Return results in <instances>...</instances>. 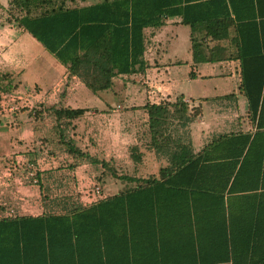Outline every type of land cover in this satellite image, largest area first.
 I'll return each instance as SVG.
<instances>
[{
	"label": "crops",
	"instance_id": "crops-1",
	"mask_svg": "<svg viewBox=\"0 0 264 264\" xmlns=\"http://www.w3.org/2000/svg\"><path fill=\"white\" fill-rule=\"evenodd\" d=\"M101 1L76 0L80 6ZM8 8L9 0H0V92L16 93L23 100L15 112L0 104V220L62 214L136 186L119 178L120 171L116 177L89 161L57 167L55 154L65 146L48 107L87 109L70 130L80 149L118 163L123 148L137 145L142 158L128 176L159 178V169L168 166V159L148 148L143 106L182 97L200 108L189 129L193 156L200 157L203 168L193 170L192 189L182 186L188 175H161L162 181L171 177L172 184L160 189L162 211L169 214L161 222L164 262L179 264L193 256L203 258L205 264H221L216 259L224 256V264L264 261V104L262 125L257 127V120L248 112V100L239 91V60L227 39H204V55L211 60L194 62L191 28L178 16L168 17L160 27L144 30L143 73L119 75L111 88L89 93L81 79L69 76L40 42L5 21ZM230 32L233 35L232 29ZM193 33L201 36L203 32ZM257 34L259 45L264 26L258 27ZM218 50L227 56L217 58ZM42 57L47 65L55 60L53 77L46 76L48 72L30 73L32 66L42 65L38 64ZM86 134L89 137L84 143L82 135ZM63 158L79 160L70 154ZM97 176L103 177L102 185L96 182ZM94 186L100 187L98 197ZM187 203L194 211L190 218L184 216ZM140 224L151 225L149 221ZM191 231L194 238L198 235V248L183 246Z\"/></svg>",
	"mask_w": 264,
	"mask_h": 264
},
{
	"label": "trees",
	"instance_id": "trees-1",
	"mask_svg": "<svg viewBox=\"0 0 264 264\" xmlns=\"http://www.w3.org/2000/svg\"><path fill=\"white\" fill-rule=\"evenodd\" d=\"M173 16L180 17V22L188 25L192 33L203 32L199 37L191 35L194 62L211 60L204 55V39H227L235 48L241 79L239 91L244 92L248 112L257 120V127H261L263 34L257 45V29L264 26L261 0H103L85 6L76 0H9L5 21L23 28L66 68L69 76H78L95 93L111 88L113 78L119 75L143 73L144 30L158 28ZM11 88L8 84L7 89ZM143 108L147 114L148 148L168 159V166L159 169L160 177L119 175L136 186L62 214L1 219L0 264H143L146 261L166 264L161 222L169 214L162 211L160 189L172 184L171 177L162 181L161 175L182 173L188 175L182 186L190 189L194 186L191 174L203 167L199 166L200 157L193 156L189 125L200 114V108L190 107L182 97L146 103ZM48 110L58 123L60 142L70 155L99 164L118 176L111 161L90 155L77 146L74 138L65 135L87 109L51 106ZM129 150L132 161L140 162L139 147L133 145ZM77 164L78 161L74 163ZM183 211L184 216H193L189 203ZM148 221L150 226L140 224ZM146 229L150 232H145ZM148 236L151 238L146 243ZM189 238L184 239L183 246H201L198 235L194 238L192 231ZM144 247L147 250L143 251ZM216 260L224 264L227 257ZM204 262L203 258L193 256L185 257L179 264Z\"/></svg>",
	"mask_w": 264,
	"mask_h": 264
},
{
	"label": "rangeland",
	"instance_id": "rangeland-1",
	"mask_svg": "<svg viewBox=\"0 0 264 264\" xmlns=\"http://www.w3.org/2000/svg\"><path fill=\"white\" fill-rule=\"evenodd\" d=\"M191 35H193V36H195V37H199L198 35V33H191ZM47 53L49 54V55H51V53H49L48 51H47ZM217 54H219V55H217L216 57L217 58H223V57H226L227 56V53H225L223 50H218V53ZM48 59H55L54 57L52 58V57H49ZM46 60L42 57V58H40V60L38 61V64L40 65V64H42V65H40V67H38V66H32V68L30 69L31 71H30V73H37V72H39V71H41V72H43V73H45L46 74V72H48L47 74H46V76H48V77H53L54 76V68H53V63H55L54 61L55 60H53V62H51V63H49L48 65H47V63L45 62ZM121 85H122V83H121ZM128 84H126V86H127ZM89 91V93H93V92H91L90 90H88ZM188 103V102H187ZM189 104V103H188ZM191 107V106H190ZM126 108H124V110H125ZM123 110V109H122ZM139 116V115H138ZM120 122H122V121H120ZM86 123V122H85ZM84 123V124H85ZM70 130H72V129H68V130H66V132H65V135L66 136H70ZM123 132V131H122ZM88 137H89V135H82V138H83V141L86 139H88ZM93 140V139H92ZM81 141V140H80ZM82 141V142H83ZM86 141H84V143H85ZM91 143H94V141H92ZM63 151H58V152H56V156L57 157H59V161H58V163L56 164L57 165V167H60L61 168V165H66V164H69L67 167H69V166H71V165H73L74 166V163H76L77 161H78V163H80V164H84V162H87V160L86 159H83V158H79V160H74V161H72V162H67V161H65L66 159L65 158H63V156L64 155H68L69 153L67 152V149L65 148V147H63ZM53 152V151H52ZM54 153V152H53ZM120 154H121V158H120V161L118 162V163H115V162H110V165H112V167L116 170V172H118V171H120V173H122L121 175H128L132 170H133V168H134V162L133 161H130V159H131V157H130V150L128 149H126V147L125 148H123L122 149V151L120 152ZM54 155V156H55ZM106 171H107V168H104ZM118 169V170H117ZM108 173H110V170H108ZM95 180H96V182H98V183H100V185H102L103 184V182H102V180H103V177L102 176H97L96 178H95ZM109 180H112L111 178H109ZM122 189H124L125 190V188H122Z\"/></svg>",
	"mask_w": 264,
	"mask_h": 264
},
{
	"label": "built area",
	"instance_id": "built-area-1",
	"mask_svg": "<svg viewBox=\"0 0 264 264\" xmlns=\"http://www.w3.org/2000/svg\"><path fill=\"white\" fill-rule=\"evenodd\" d=\"M23 100L19 95L13 92H0V104L7 108L10 112H15L20 107V102ZM93 193L95 196H100V187L94 186Z\"/></svg>",
	"mask_w": 264,
	"mask_h": 264
}]
</instances>
